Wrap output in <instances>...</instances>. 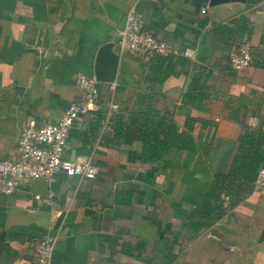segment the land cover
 Masks as SVG:
<instances>
[{"label": "crops", "instance_id": "crops-1", "mask_svg": "<svg viewBox=\"0 0 264 264\" xmlns=\"http://www.w3.org/2000/svg\"><path fill=\"white\" fill-rule=\"evenodd\" d=\"M131 5L155 38L188 51L168 55L184 63L160 73L154 56L118 54L114 81L96 82L70 129L82 135L67 140L69 158L90 157L92 176L60 173L50 184L29 180L0 193V264H35L42 236L55 237L50 264H264L263 191L250 183L230 207L220 193L211 205L222 214L212 219L213 210L201 228L195 215L213 176L229 170L243 128L264 131V0H0V161L14 158L20 126L54 122L83 97L76 75L93 77L101 44L116 51ZM241 40L251 45V63L234 71L227 57ZM197 72L207 73L205 88L185 100ZM96 112L103 117L94 131ZM156 123L175 127L179 144L143 161L137 136L145 125L149 138L162 139Z\"/></svg>", "mask_w": 264, "mask_h": 264}, {"label": "built area", "instance_id": "built-area-1", "mask_svg": "<svg viewBox=\"0 0 264 264\" xmlns=\"http://www.w3.org/2000/svg\"><path fill=\"white\" fill-rule=\"evenodd\" d=\"M116 52L119 55L130 54L140 57L188 54L187 50L179 52L144 29L141 15L134 5L129 6L123 16L122 26L117 32ZM251 53L252 48L248 41L236 42L227 57L228 67L238 71L249 66ZM75 84L81 89L83 97L69 103L56 121L41 125L25 124L19 127L14 158L0 161L1 194H9L19 184L29 180L39 179L50 184L60 173L66 177L92 176L94 167L90 157L70 159L66 154L69 131L74 121L88 111L97 91L96 81L91 76L78 73ZM104 121L102 123H105ZM247 126L257 127L253 124ZM251 187L264 192V162L257 169ZM34 197L36 200L39 199L38 195ZM54 242L53 236H42L35 241L33 246L35 264H50Z\"/></svg>", "mask_w": 264, "mask_h": 264}, {"label": "trees", "instance_id": "trees-1", "mask_svg": "<svg viewBox=\"0 0 264 264\" xmlns=\"http://www.w3.org/2000/svg\"><path fill=\"white\" fill-rule=\"evenodd\" d=\"M247 19L244 16H240L239 18V26H237V31H244L246 29ZM154 61L153 70L156 72H167L170 70L171 66L176 63L182 64L184 63V59L176 58L174 60L171 59L170 56H154L151 58ZM172 61L171 65L170 62ZM199 70L200 67H198ZM207 73L201 75L199 72L195 74L189 83L188 89L183 95L185 100H189L192 94L196 90L202 91L204 87L203 83L199 84V81L202 82V79H205ZM201 93L199 94V96ZM148 110L147 112H149ZM237 113V109L229 112V118L235 119ZM103 114L101 112H96V123L91 127V130L96 131L98 127V121L101 119ZM151 116L158 118V122H161L164 118H166V114L159 115L156 112H151ZM117 118L120 116L116 115ZM150 126V125H149ZM140 129L139 135L137 138L141 139L142 143V156L141 159L147 162L159 161L162 158V155L165 153L166 148L169 145H173L178 143L177 136L178 133L175 132V127L169 125H161L156 123L152 129L159 130V133H163V138L158 140L155 139L156 136L152 134V138H149L148 135L145 134V129L148 126ZM82 135L81 132L76 130H70L68 137H72L75 140L80 138ZM92 136V135H90ZM191 142V140H189ZM81 146L79 149L77 148V152L80 153L81 149L85 147L87 141L84 138L80 139ZM264 131L260 128H250L249 126H245L239 136L237 137V150L232 157L229 170L226 173H217L212 178V184L207 193L201 198L199 207L196 209L195 215H198L197 218L199 221H196L198 227H203L205 223L209 219V214L215 211L214 215L211 217L217 218L220 214H222L224 208L220 209V205H211V201H217L220 193H223L225 197H227V206L235 204L250 188V183L254 178L257 169L264 162ZM179 144V143H178ZM181 146V145H180ZM189 149H193L192 143L189 145ZM221 202V201H220ZM219 202V203H220Z\"/></svg>", "mask_w": 264, "mask_h": 264}, {"label": "water", "instance_id": "water-1", "mask_svg": "<svg viewBox=\"0 0 264 264\" xmlns=\"http://www.w3.org/2000/svg\"><path fill=\"white\" fill-rule=\"evenodd\" d=\"M207 6H214L226 2H240L247 5H254L262 0H195ZM118 63V54L113 48V42L101 44L94 56L93 61V78L96 82L111 83L115 79L116 68ZM74 152H71L70 159L73 158Z\"/></svg>", "mask_w": 264, "mask_h": 264}]
</instances>
